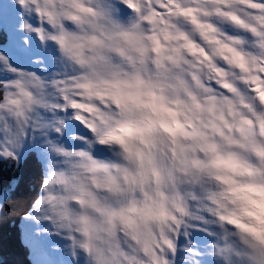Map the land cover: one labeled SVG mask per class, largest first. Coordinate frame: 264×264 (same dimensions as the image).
Segmentation results:
<instances>
[{
	"label": "clouds",
	"instance_id": "9594fccd",
	"mask_svg": "<svg viewBox=\"0 0 264 264\" xmlns=\"http://www.w3.org/2000/svg\"><path fill=\"white\" fill-rule=\"evenodd\" d=\"M0 26V158L40 173L7 214L51 264H264V0H2Z\"/></svg>",
	"mask_w": 264,
	"mask_h": 264
},
{
	"label": "trees",
	"instance_id": "16d2710c",
	"mask_svg": "<svg viewBox=\"0 0 264 264\" xmlns=\"http://www.w3.org/2000/svg\"><path fill=\"white\" fill-rule=\"evenodd\" d=\"M7 42V33L0 29V50ZM39 175L36 155L32 151L20 159L16 171L5 167L0 158V202L7 199L17 202L5 204V209L0 211V264H34L31 251L24 242L22 219L19 216H8L7 212L21 206L20 202L27 203L35 191L30 185L39 179Z\"/></svg>",
	"mask_w": 264,
	"mask_h": 264
},
{
	"label": "rangeland",
	"instance_id": "374dc122",
	"mask_svg": "<svg viewBox=\"0 0 264 264\" xmlns=\"http://www.w3.org/2000/svg\"><path fill=\"white\" fill-rule=\"evenodd\" d=\"M2 2V0H0ZM9 39L7 46L9 45L10 34L8 33ZM5 46L4 49L7 47ZM2 49V50H4ZM15 58H21V54L15 50ZM25 154H21L19 158H22ZM23 237L25 244L31 251V258L34 264H51V257L55 254L49 250L51 240L44 234H37L34 231L33 225L26 220H22L21 223Z\"/></svg>",
	"mask_w": 264,
	"mask_h": 264
},
{
	"label": "snow or ice",
	"instance_id": "6c2138e0",
	"mask_svg": "<svg viewBox=\"0 0 264 264\" xmlns=\"http://www.w3.org/2000/svg\"><path fill=\"white\" fill-rule=\"evenodd\" d=\"M15 50H16V48H15L14 39H13L12 35L10 34L9 45L4 50H0V53L6 52L14 60V59H16L14 57Z\"/></svg>",
	"mask_w": 264,
	"mask_h": 264
}]
</instances>
